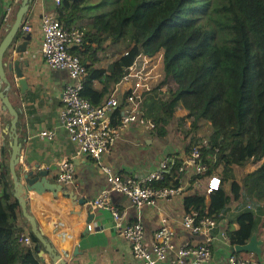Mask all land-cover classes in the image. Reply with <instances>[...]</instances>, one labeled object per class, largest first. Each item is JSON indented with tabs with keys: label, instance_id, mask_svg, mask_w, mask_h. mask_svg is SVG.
<instances>
[{
	"label": "trees",
	"instance_id": "trees-1",
	"mask_svg": "<svg viewBox=\"0 0 264 264\" xmlns=\"http://www.w3.org/2000/svg\"><path fill=\"white\" fill-rule=\"evenodd\" d=\"M55 12L65 29L82 33V45L70 52L85 67L80 95L92 105L100 104L140 57L159 59V76L142 93V117L163 138L177 109H184L191 120L184 132L187 152L204 138L205 175L222 170L219 190L186 196V212L216 219L236 201L264 215V0H61ZM199 122L211 130L196 139ZM256 163L254 170H244ZM179 165L176 160L158 185H176ZM234 169L243 171L237 179ZM0 186V264H37L38 241L13 197L5 162ZM236 222L237 230L230 222L226 231L231 247L248 242L259 218L243 210ZM23 228L31 248L20 242Z\"/></svg>",
	"mask_w": 264,
	"mask_h": 264
},
{
	"label": "crops",
	"instance_id": "crops-1",
	"mask_svg": "<svg viewBox=\"0 0 264 264\" xmlns=\"http://www.w3.org/2000/svg\"><path fill=\"white\" fill-rule=\"evenodd\" d=\"M20 1L0 0V41L6 34L8 24L13 21ZM8 8H11V11L7 21L3 22L4 16L9 11ZM55 10L56 7L49 0H33L24 17V27L30 29L27 32L31 33V41L26 52L20 55L13 54L14 58L26 61L28 64L22 67L23 75L27 79V90L22 93L14 85L7 95L19 112L16 132L21 143V152L16 168L17 174L23 176L30 172L31 177L39 178L38 180L43 178L47 182L57 184V164L66 160L73 165L74 179L72 183L61 185V188L55 191L29 188L25 195L27 211L35 218L44 238L66 264H139L132 257L129 242L117 235L110 212L91 209L90 202L106 188L105 179L95 161L74 157V147L59 122V110L62 106L60 94L67 83V75L65 72L46 66L40 54L41 16L43 13H54ZM9 53L12 54L11 51ZM143 60H148L150 66L152 65V60L147 57H140L137 63L140 64ZM157 77L151 78L152 80L149 81L151 86ZM95 86L100 88L99 83H95ZM129 88L130 83L121 80L110 92L122 102ZM182 110L183 114L180 116H177L176 111L174 120L179 117L177 121L184 119L189 125L185 117L187 112ZM116 119L113 114L112 121L115 122ZM10 120L11 116L3 110L0 101V165L3 162L8 163L11 143L8 129ZM44 130L54 131V138L48 140L40 137L39 133ZM200 136L197 131L198 139ZM188 140L189 137L187 139L185 136L174 140L168 135L161 138L155 131L130 126L104 156L103 161L119 174L143 177L155 171L159 162L165 158L169 162L175 163L178 160L181 163L187 152ZM258 164L255 167L248 165L250 170L245 169V171L254 170ZM40 173L43 175L41 176ZM179 177L183 185L190 182L185 175L179 174ZM194 189L191 188L183 196L160 201L156 206L146 207L141 211L136 210L128 198L120 193L111 194V203L123 214L124 222L128 224L141 222L147 239L152 238L160 225L161 218L167 217L174 229L173 240L177 246L198 240L181 227V219L185 213L184 198L203 192ZM245 206L247 204L241 205L231 201L226 212L223 213L221 229L226 232L231 222V227L237 230L239 226L236 216ZM254 211L259 218L257 231L254 234H257V239L262 242V251L260 254L242 252L235 255L249 259L254 264H264V215L259 214L256 209ZM22 224L21 222V227ZM219 230L218 228L213 230V236H216ZM28 233L29 230L23 228L21 235ZM211 250L213 259L210 264H226L231 252L228 243L217 236ZM40 251H44V248L41 247L39 250L37 245L34 256L37 264H54L47 252L40 254Z\"/></svg>",
	"mask_w": 264,
	"mask_h": 264
},
{
	"label": "built area",
	"instance_id": "built-area-1",
	"mask_svg": "<svg viewBox=\"0 0 264 264\" xmlns=\"http://www.w3.org/2000/svg\"><path fill=\"white\" fill-rule=\"evenodd\" d=\"M49 1L53 2L56 8L61 3V0ZM8 9L3 22L8 19L11 8ZM29 30L27 27L23 29L25 32ZM40 32V54L44 63L50 69L65 72L67 75V83L60 94L62 106L58 117L61 127L74 147V157L95 161L106 182V188L90 202L91 209L110 212L117 235L129 242L132 257L139 264H210L213 259L211 246L215 237L219 236L226 243L229 242L226 232L220 226L223 214L220 213L215 219L198 211H185L181 227L198 240L176 246L173 240L175 232L167 217L161 218L152 238L147 239L143 224L124 222L123 214L111 203V194L120 193L128 198L136 210L141 211L146 207L156 206L160 201L183 196L191 188L210 194L221 187V178L218 174L205 175L207 166L200 151L205 141H198L185 153L178 166L176 185L173 183L168 186L158 185L164 180L165 172L174 164L166 158L159 162L155 171L143 177L119 174L112 166L104 163V156L130 126L154 131V124L142 117L140 103L142 93L151 90L149 81L158 76L152 73L155 65L152 64L148 71H144L150 62L143 60L141 64L135 62L129 68L123 80L130 83V88L122 103L113 92H110L100 104L92 105L80 95L85 67L80 63L79 57L70 52V49L82 45V33L65 29L59 22L56 12L42 14ZM120 106V117L113 122L112 115ZM39 136L52 140L55 132L44 130ZM57 169V184L64 186L73 182L72 163L62 160L57 164ZM179 174L185 175L190 182L183 185ZM243 210L252 211L253 216L257 217L251 205L247 204ZM217 228L220 230L213 236L212 231ZM20 242L29 248L34 245L27 234L20 236ZM226 264L254 263L249 259L239 258L231 249Z\"/></svg>",
	"mask_w": 264,
	"mask_h": 264
},
{
	"label": "water",
	"instance_id": "water-1",
	"mask_svg": "<svg viewBox=\"0 0 264 264\" xmlns=\"http://www.w3.org/2000/svg\"><path fill=\"white\" fill-rule=\"evenodd\" d=\"M33 0H21L20 5L14 15V19L11 24H8L6 28V34L0 41V101L2 103L3 110L7 111L11 116L9 125V136L11 143L9 145L10 152L8 158V170L11 176L13 184V197L18 201L22 216L27 221L30 232L38 241V249L44 248V251H40V254L47 252L51 261L54 264H66L61 259L59 254L51 246L49 242L44 238L41 230L37 226L35 218L28 213L26 207V192L31 189H43L55 191L61 188L60 184H54L47 182L45 179L31 177V173L20 176L16 172V168L19 164V157L21 152V143L18 140L16 132L19 112L14 108L11 103L7 92L16 85L23 93L27 90V79L24 77L22 67L27 66L26 61H21L14 58V55H20L26 52V48L31 41V33L23 31L24 17L27 14ZM1 26V25H0ZM12 52V54L9 53ZM42 176L43 174L40 173ZM262 242L257 239V234H253L248 242L244 245H237L231 249L236 253H254L260 254L262 249Z\"/></svg>",
	"mask_w": 264,
	"mask_h": 264
},
{
	"label": "rangeland",
	"instance_id": "rangeland-1",
	"mask_svg": "<svg viewBox=\"0 0 264 264\" xmlns=\"http://www.w3.org/2000/svg\"><path fill=\"white\" fill-rule=\"evenodd\" d=\"M141 64V63H140ZM151 64H154L155 65V68H154V71L152 72L154 75H157V73H159V71H158V65H159V59H153L152 60V62H151ZM151 66H150V64L147 66V69H145L144 71H148L149 70V68H150ZM177 116H180L181 114H183V110L182 109H180V108H178L177 109ZM187 114V113H186ZM186 117V116H185ZM179 118V117H178ZM177 117H176V120H174L171 124H170V126H169V129H168V136H169V138H171L172 140H174V139H180V137H184L185 136V131L186 130H188V127H189V125H188V122L187 121H184V119H182L183 120V122H182V120H178L177 121V119H178ZM189 121V123L191 122V120H188ZM202 129V130H201ZM210 126H208L207 125V123H204V124H202L201 122H199V130H198V133H200L201 134V136L199 137V138H203V135L204 136H206L209 132H210ZM201 131V132H200ZM198 137L196 136V139H197ZM188 139V138H187ZM257 165V163L256 164H253V165H250V166H252V167H255ZM247 170H250V167L249 166H247V168H246ZM235 170V169H234ZM245 170V169H244ZM250 172V171H249ZM216 174H218V175H220L221 173H222V170H221V168H219L216 172H215ZM235 177H236V179L237 178H239L241 175H242V173H243V171H241V170H239V169H236L235 170ZM226 188L228 189L229 188V185H226Z\"/></svg>",
	"mask_w": 264,
	"mask_h": 264
}]
</instances>
